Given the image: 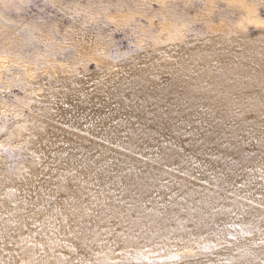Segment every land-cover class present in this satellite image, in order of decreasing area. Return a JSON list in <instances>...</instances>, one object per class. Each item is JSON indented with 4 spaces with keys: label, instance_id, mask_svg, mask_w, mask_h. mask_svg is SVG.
Returning <instances> with one entry per match:
<instances>
[{
    "label": "bare ground",
    "instance_id": "1",
    "mask_svg": "<svg viewBox=\"0 0 264 264\" xmlns=\"http://www.w3.org/2000/svg\"><path fill=\"white\" fill-rule=\"evenodd\" d=\"M152 1L116 2L159 25L138 59L97 37L44 63L53 29L25 41L0 0V264H264V30L181 43L194 0Z\"/></svg>",
    "mask_w": 264,
    "mask_h": 264
},
{
    "label": "rangeland",
    "instance_id": "2",
    "mask_svg": "<svg viewBox=\"0 0 264 264\" xmlns=\"http://www.w3.org/2000/svg\"><path fill=\"white\" fill-rule=\"evenodd\" d=\"M4 4L1 7H9L11 12L9 16L12 19H7L10 24L16 25V31L25 41L30 42L34 37L32 30L35 26L43 27V30H39V33H45L49 28L53 29L49 33L56 43L60 44L55 49L47 51L45 49L44 43H39L38 55L42 58V62L46 63L49 56L58 55L62 58H69L70 39H76L86 45L89 42H95L97 37L103 38L108 42L106 50H111L112 55L115 58L121 59L122 61L135 60L143 55L142 51L137 53L138 49L141 48V43L145 46H149L152 43L153 37L151 34L155 35L156 31L159 29V25L150 26L147 30L142 26L144 21L147 24V19L140 13H132V18H122L121 16L126 11H130L135 8L133 4L125 3L123 6H119L116 2L120 0H3ZM7 1V5H6ZM16 1L22 8L17 10L13 5ZM201 0H194L191 6L192 13L196 17L187 23L185 19L180 17L179 22L182 24H187L186 26V37L182 38L180 42H193L199 40L200 37L205 35H211L218 32H223L227 36H243L248 37L256 36L261 30H264V25L257 26L253 22L245 23L243 26L240 24L237 26L238 20L242 17V13L239 8L230 6V12L228 15H222L218 12L216 7H213L212 12L204 10L205 5ZM27 2V3H26ZM31 2V3H30ZM196 2V3H195ZM198 2V3H197ZM12 4V5H11ZM181 4H184L181 1ZM223 5V3H221ZM259 5V12L261 17L264 18V0ZM26 5V6H25ZM159 3L155 0L152 1V7H158ZM199 7H198V6ZM145 4L142 8H145ZM197 6V7H196ZM195 8V9H194ZM20 11V12H19ZM111 14H115L111 16ZM155 17V24L158 23L160 15L153 11ZM136 15V16H135ZM142 16V17H140ZM56 18V19H55ZM59 21V23L55 20ZM210 20H213L215 24L221 23L223 26L222 30L214 27ZM23 21V23L21 22ZM73 25L74 31L71 33H66V25ZM236 26V28L231 29V25ZM58 25V26H57ZM229 32V33H226ZM162 36L166 37V31L162 32ZM70 37V38H69ZM61 47H64V54L61 53ZM139 47V48H138ZM25 50L29 55H31L32 47L26 44ZM33 54V53H32ZM139 54V55H138ZM137 58H136V57ZM90 67H95V62L91 61ZM9 67H5L0 63V73L3 74V81L7 79L6 76L10 75ZM12 75V74H11ZM1 83V81H0ZM1 86V84H0ZM16 91H21V89H16ZM13 103H18L19 99L11 96ZM2 121H0V124ZM8 139H11L8 137ZM10 143V141H9ZM6 150L5 147L1 148V153Z\"/></svg>",
    "mask_w": 264,
    "mask_h": 264
}]
</instances>
